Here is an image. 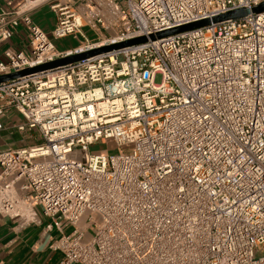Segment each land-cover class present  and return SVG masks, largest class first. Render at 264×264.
Masks as SVG:
<instances>
[{"label":"built area","instance_id":"1","mask_svg":"<svg viewBox=\"0 0 264 264\" xmlns=\"http://www.w3.org/2000/svg\"><path fill=\"white\" fill-rule=\"evenodd\" d=\"M44 1L78 43L0 9V43L30 34L0 75L148 39L0 84V131L15 111L39 141L0 147V216L41 207L59 264H264V12L150 38L264 0ZM109 140L131 149L91 151Z\"/></svg>","mask_w":264,"mask_h":264},{"label":"crops","instance_id":"2","mask_svg":"<svg viewBox=\"0 0 264 264\" xmlns=\"http://www.w3.org/2000/svg\"><path fill=\"white\" fill-rule=\"evenodd\" d=\"M33 1L36 0H0V9L27 11L43 30H52L57 16L50 7L51 1H44L30 9ZM50 13H55V20L50 17ZM28 40H30L29 31L21 24L13 38L0 43V60L5 59L4 50L7 48L26 51L29 47ZM17 116L20 120L14 124L20 123L22 117L15 111L10 113L11 118ZM3 122L5 128L0 131V147L16 148L17 146L18 148V143L13 142L11 138L14 130L10 128L12 123L9 117L4 118ZM50 221L44 216L40 222L22 226L17 219L0 216V264H59L62 254L53 249L52 245L61 233L56 227L52 229L47 227ZM72 229V226H68L66 232Z\"/></svg>","mask_w":264,"mask_h":264},{"label":"water","instance_id":"3","mask_svg":"<svg viewBox=\"0 0 264 264\" xmlns=\"http://www.w3.org/2000/svg\"><path fill=\"white\" fill-rule=\"evenodd\" d=\"M251 11L254 13L264 12V2L261 3L260 5L256 6V7L252 8V10L245 9V8L234 10V11L228 12L226 14H222L220 16L214 17L212 20L205 19V20L193 22V23H190L187 25H183V26H180L177 28L162 31V32H159L157 34H152L150 36V38L152 40H155L157 38L168 37L170 35L180 33L183 31H187L190 29H195L198 27L207 26V25H210L212 22L215 23V22H219V21H223V20H227V19H238V18L244 17L245 15L249 14ZM147 39L148 38L146 36H141V37H137V38H134L131 40H127L125 42H121L118 44L104 46L101 48L89 50V51L81 53V54H75V55L65 57V58H61V59H58V60H55V61H52V62H49L46 64L38 65L36 67L27 68V69L19 71V72H14L11 74H3V75H0V84L3 82L9 81V80L18 78V77L23 76V75L32 74V73H36V72L44 71V70H48V69H54L56 67H61L63 65L69 64V63L81 61V60H84L88 57L97 55L99 53L107 52V51H110L113 49L122 48L125 46L143 43V42H146Z\"/></svg>","mask_w":264,"mask_h":264},{"label":"rangeland","instance_id":"4","mask_svg":"<svg viewBox=\"0 0 264 264\" xmlns=\"http://www.w3.org/2000/svg\"><path fill=\"white\" fill-rule=\"evenodd\" d=\"M50 17L55 20L56 18L55 13H50ZM46 32L48 33L51 40L54 42V44L58 48H62V49L71 48V47H74L78 43V41L72 40V38L56 40L52 37L51 30L46 31ZM84 32L90 38H95L97 36V33L93 31L92 29H90L89 27L84 28ZM29 42L30 40H28L27 42L28 45H29ZM26 52L30 53L29 47L27 48ZM160 80H161V77L160 75H158L156 78V81L160 82ZM19 120H20V117L18 116L15 118L9 117V121H11L12 124L17 123ZM13 132L14 133H11V136H12L11 138L13 142L18 143V147H23L25 145H34L39 142L38 136L31 132L29 133L24 132L22 134L15 132V130ZM8 133H5V134H8ZM90 149L93 153H119V152H129L131 149V146L118 147L116 146L113 140H109L108 143H102V142L95 143L91 146ZM37 211L39 215L41 216V218H44L43 210L41 209V207H38Z\"/></svg>","mask_w":264,"mask_h":264}]
</instances>
